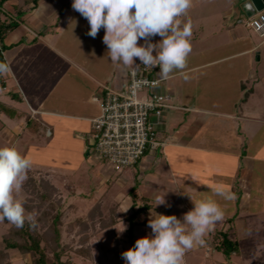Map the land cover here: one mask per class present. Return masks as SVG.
Instances as JSON below:
<instances>
[{
	"label": "crops",
	"instance_id": "1",
	"mask_svg": "<svg viewBox=\"0 0 264 264\" xmlns=\"http://www.w3.org/2000/svg\"><path fill=\"white\" fill-rule=\"evenodd\" d=\"M263 4L264 0H191L183 17L192 29L185 68L174 70L160 83V89L171 96L172 108L151 117L160 145L131 169L143 170L149 164L156 169L160 159L167 161L169 149L191 152L196 174L203 179L199 186L211 189L210 172H225L220 178L229 172L232 197L235 183L243 190L241 205L246 204L254 162L264 163V72L258 70L260 54L257 65L250 61L253 52L264 48V39L255 32L250 36L244 23L249 27V17ZM194 5L204 13L195 15ZM2 11L7 21L18 22L4 37L2 50L9 71L1 74L4 85L0 92L7 94L9 102H1L15 111L13 116L5 114L15 120L11 132L21 137L26 131L31 148L57 149L71 139L78 154L87 147L91 153L86 136L90 119L99 111L93 97L99 94L101 83L123 84L130 66L110 61L102 42L103 29L95 38L88 36V22L71 8V0H8ZM254 35L258 37L255 41ZM160 39L151 37L153 43ZM154 69L159 76L158 67ZM156 153L159 160L153 158ZM35 172L52 183V174L64 176L73 171L56 165ZM178 177L170 175L169 182L178 184ZM157 179L146 183L150 188L162 187ZM147 193L136 194L151 202ZM112 204L116 215L120 203L109 201L108 206ZM72 210H77L75 205ZM152 211L156 212L155 207L147 211L146 222L138 225L141 230L148 225ZM225 221L229 235L242 236L244 219L236 218L234 212ZM211 234L204 235L200 245H206Z\"/></svg>",
	"mask_w": 264,
	"mask_h": 264
},
{
	"label": "rangeland",
	"instance_id": "2",
	"mask_svg": "<svg viewBox=\"0 0 264 264\" xmlns=\"http://www.w3.org/2000/svg\"><path fill=\"white\" fill-rule=\"evenodd\" d=\"M192 10L195 15L204 13L196 5L192 7ZM244 27L248 30L250 36H253V30L247 27L245 23ZM256 38L258 37L254 35L252 40L255 41ZM262 39H264V36ZM259 54L261 64L258 66L260 67L258 70L264 72V48L253 52L250 61L253 62L254 66L257 65V55L259 56ZM0 101L9 102L6 93L0 92ZM14 121L10 120L5 113L0 112V146L14 145L21 154L31 160L26 177L31 174L33 176L39 175V173L35 172L36 169L44 170L48 167L54 168L56 165H61L73 171L64 176L52 174L51 177V182L56 186L57 194L60 197L61 208L59 209L61 210L60 214L63 220H71L74 216L83 217L95 202L104 200V197L107 195L105 205L102 207L103 213L100 216V218L102 217L106 220L108 217L106 211L108 210L109 201L110 203L114 201L120 203V208L116 213V220L110 226L101 228L98 224V217H95V225L86 230H79L75 227H65L62 229L61 242L65 245L62 247L63 253L61 258L62 260L69 258L72 264L123 263L121 253L130 247L125 236L128 224L125 215L131 211V200L128 194L130 189H135L138 195L143 194L145 191L146 193L148 192L147 195L150 196L153 204L155 203L154 197L164 193L165 204L154 206L156 213L172 214L177 216V218H181L184 212L191 209L192 202L190 198L197 199L209 195L211 189L215 187H221L229 191L228 187L231 183L228 180V170H226V173L228 172L227 176L223 178H220L219 175L223 176L225 172L222 174L210 172V176H212L211 189L199 186V184L202 185L203 179L196 174L197 164L195 163V159L192 156L190 157L189 153L191 152H187V154L184 150L169 149L167 161H164V159L159 160L158 153H156V157H153L159 160L156 169H153L154 166L149 164L143 170L135 166L133 169L126 167L120 173H115L104 158H96V162L94 161L93 158L95 157L93 154L88 153L86 142L85 146L87 148L79 154L76 150V142L71 139H69L70 141L62 142L64 148H31L32 144L27 139L26 135L29 136V134L26 131H24L21 137H18L17 133L11 132ZM86 139L89 141L88 134ZM26 146L28 148L25 151L24 147ZM143 158L144 156L138 161ZM231 164L234 168V160H232ZM153 170L157 175L152 174ZM172 174L180 177L181 181L178 184H176V181L169 182L170 175ZM41 176L46 177L45 175ZM157 177V180H160L159 185H162V187L153 188L151 186L150 188V185L146 182ZM119 180L122 182L120 185L117 184ZM194 184L198 187H194ZM236 187L234 183L233 197L230 200L215 197L223 209V218L212 225L205 235L208 232L213 233L216 230H225L229 225L225 221L226 217L231 216L235 212L236 218H242L245 222L242 236L229 235L232 239L238 240L239 253L230 254L227 257L221 251L213 249L210 244L204 246L199 244L194 245L184 253L181 264H264V163L254 162L253 178L245 205H241L243 190ZM104 193H106L105 196ZM14 195L16 199L21 201L27 198L21 188ZM140 199L141 196H138V201ZM29 204L32 206V209L27 210L25 208L26 215L32 214L35 217L39 213L40 208H35L32 203ZM69 205H75L77 210L75 212L72 210L71 212ZM242 206L244 209H242ZM125 208L126 210H124ZM8 224V222L0 219V239L1 235L6 232ZM122 224L126 227L121 232L119 229L123 226ZM133 233L134 239H136L139 236L150 234V228L146 224L141 230L138 224H136L133 227ZM79 248L85 249L87 254L76 252V249ZM28 262V255H23L12 250L9 251L8 257L3 264H27Z\"/></svg>",
	"mask_w": 264,
	"mask_h": 264
},
{
	"label": "clouds",
	"instance_id": "3",
	"mask_svg": "<svg viewBox=\"0 0 264 264\" xmlns=\"http://www.w3.org/2000/svg\"><path fill=\"white\" fill-rule=\"evenodd\" d=\"M190 6L191 0H71V8L88 22V36L95 38L103 29L102 42L110 61L132 66L134 57L138 58L146 68L158 67L161 79L185 68L192 29L183 17ZM153 36L161 39L153 43ZM8 71L9 65L0 62V74ZM30 165L31 160L14 145L0 146V219L16 227L33 220L14 195ZM215 197L230 200L232 194L215 187L209 195L190 198L192 207L181 218L152 211L148 220L150 234L136 238L131 247L122 251L123 264H181L184 253L202 244L205 233L223 218V209ZM154 200L153 207L165 204L164 193Z\"/></svg>",
	"mask_w": 264,
	"mask_h": 264
},
{
	"label": "trees",
	"instance_id": "4",
	"mask_svg": "<svg viewBox=\"0 0 264 264\" xmlns=\"http://www.w3.org/2000/svg\"><path fill=\"white\" fill-rule=\"evenodd\" d=\"M8 0H0V62H4L2 50L5 45L3 39L6 34L13 30L18 22L11 19L7 21L3 16L2 5ZM36 0H33L35 3ZM3 78L0 74V88L3 86ZM0 112L8 116H13L15 111L0 101ZM29 122V121H27ZM21 190L25 192L27 197L23 199V205L27 210H31L34 204L35 208H40L39 213L33 217L32 221H25L22 227H16L8 222V227L5 233L1 235L0 239V264H3L8 257L9 251L15 250L20 254L28 255L29 262L27 264H72L71 260H62V247L65 245L61 242L62 229L78 228L79 230H86L95 225V217H98V224L101 228L112 225L116 220L115 205L108 206V217L104 220L101 214V201L95 202L94 205L82 216H74L71 220H63L61 217V201L57 194V188L50 183L45 177H35L32 174L27 175L25 181L21 185ZM131 200V211L125 215L127 220L126 240L130 247L133 245L134 233L133 227L143 225L146 222L145 215L147 211L153 207L150 200L146 197H141L138 201V196L134 189L128 191ZM56 195V196H55ZM70 206V207H69ZM72 209L74 205H69ZM225 230H216L205 242L210 244L213 249L221 251L227 257L230 254L239 253L238 241L232 239ZM80 254H87L85 249H76ZM117 264H123L118 262Z\"/></svg>",
	"mask_w": 264,
	"mask_h": 264
},
{
	"label": "built area",
	"instance_id": "5",
	"mask_svg": "<svg viewBox=\"0 0 264 264\" xmlns=\"http://www.w3.org/2000/svg\"><path fill=\"white\" fill-rule=\"evenodd\" d=\"M247 25L264 36V7L249 17ZM139 63L137 59L127 69L123 84L101 83L99 94L93 97L99 111L90 119V152L95 159L104 158L115 173L159 147L151 117L172 108L171 96L160 89L162 79L155 69Z\"/></svg>",
	"mask_w": 264,
	"mask_h": 264
},
{
	"label": "water",
	"instance_id": "6",
	"mask_svg": "<svg viewBox=\"0 0 264 264\" xmlns=\"http://www.w3.org/2000/svg\"><path fill=\"white\" fill-rule=\"evenodd\" d=\"M263 6H264V4H263ZM253 9H254V10H257V7H253Z\"/></svg>",
	"mask_w": 264,
	"mask_h": 264
}]
</instances>
